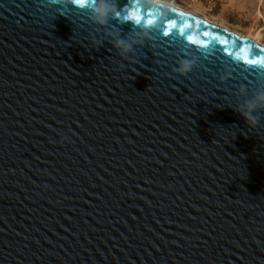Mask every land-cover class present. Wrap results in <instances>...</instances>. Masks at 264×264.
<instances>
[{"label": "water", "instance_id": "1", "mask_svg": "<svg viewBox=\"0 0 264 264\" xmlns=\"http://www.w3.org/2000/svg\"><path fill=\"white\" fill-rule=\"evenodd\" d=\"M116 4L100 27L71 0H0V264H264V112L249 127L230 107L264 48ZM144 27L126 57L106 35Z\"/></svg>", "mask_w": 264, "mask_h": 264}, {"label": "clouds", "instance_id": "2", "mask_svg": "<svg viewBox=\"0 0 264 264\" xmlns=\"http://www.w3.org/2000/svg\"><path fill=\"white\" fill-rule=\"evenodd\" d=\"M63 0H51V3H61ZM74 6H82L80 0H71ZM87 5L86 11L88 18L100 27L110 24V19L121 15L117 9L116 0H84L83 6ZM136 5L156 17L167 15L172 10L170 0H136ZM111 37L110 43L118 50L122 57H126L132 52L136 45H142L149 38L150 32L147 27L132 28L128 34L121 36L117 30L106 32ZM95 45H99L100 41H94ZM196 65L194 57H181L173 72L180 75H187ZM238 99L232 104L231 109L244 121L249 127H256L260 121V113L264 112V80L249 87L246 85L238 86L232 93ZM242 98V99H241ZM68 140L67 136L62 135V141Z\"/></svg>", "mask_w": 264, "mask_h": 264}, {"label": "rangeland", "instance_id": "3", "mask_svg": "<svg viewBox=\"0 0 264 264\" xmlns=\"http://www.w3.org/2000/svg\"><path fill=\"white\" fill-rule=\"evenodd\" d=\"M264 44V0H170Z\"/></svg>", "mask_w": 264, "mask_h": 264}, {"label": "snow or ice", "instance_id": "4", "mask_svg": "<svg viewBox=\"0 0 264 264\" xmlns=\"http://www.w3.org/2000/svg\"><path fill=\"white\" fill-rule=\"evenodd\" d=\"M80 3H81V5L83 6L84 0H80ZM135 9H136L135 11H133V12L129 13L128 15H126V16L124 17V19H125V20H129V21H133V20H134L136 23H140L141 20H142V17H141V15L139 14V12H140V8L136 5V6H135ZM172 11H175V10L173 9ZM152 15H154V14L152 13ZM179 15H180L181 17L184 16L183 13H180ZM144 22H145V23H148V24H151L153 21H152V19H147V20L144 21ZM196 23H197V25H199V24H200V21H196ZM168 27H170V28H176V27H177V22H176L175 20H169V21H168ZM188 27H189V24L187 23V21H185L184 19H181V20L179 21V31H180L181 34H183L184 29H185V28H188ZM164 35L167 36V35H168V32L165 31ZM202 35H203V36H206V37L211 35V36H212V41H216V42H218L219 44H222V45H226V44L229 43L228 40L221 39V38H220L219 36H217V35H212V34L209 33L208 31H204V32L202 33ZM188 39L191 40V39H192L191 36H189ZM200 43H202V44H206V43H211V41H209V42L201 41ZM231 43H232V48H233L234 50L238 48V41H232ZM250 47H252V46H250ZM222 50H223L224 52H228V51H229V49H228L227 47L223 48ZM244 51H245V49L242 48V47H240V48H239V51L236 52V55L239 56L240 53H244ZM262 51H264V50H262ZM252 57H253V58L249 59L248 56L245 55V56L243 57L244 62L247 63V64H250V65H257V64H259V65H261V66H264V56L258 57V56H257V53H256L255 51H253V52H252Z\"/></svg>", "mask_w": 264, "mask_h": 264}, {"label": "bare ground", "instance_id": "5", "mask_svg": "<svg viewBox=\"0 0 264 264\" xmlns=\"http://www.w3.org/2000/svg\"><path fill=\"white\" fill-rule=\"evenodd\" d=\"M170 3H172V7L176 8V9H178V10H181V11H184V12L191 13V14H193V15H195V16H198V17L204 19L205 21H207V22H209V23H212V24L217 25V26H219V27H221V28H224V29H226V30H228V31H231V32H233V33H235V34H237V35H239V36H241V37H244V38H248V39H250V40H253L254 42H256L257 44H259L260 46H262V47L264 48V44H263L262 42H260V40L258 39L257 36H254V35H248V34L243 35V34H241V33H237V32H235V31L229 29L228 27H226V26L223 25V24L216 23V22H214V21L208 19L207 17H204V16H200V15H198L195 11L184 9V8L180 7L179 5H177L176 3L172 2V1H170Z\"/></svg>", "mask_w": 264, "mask_h": 264}]
</instances>
